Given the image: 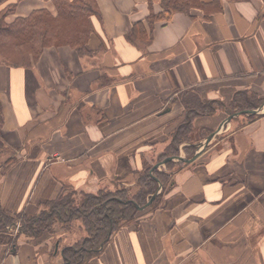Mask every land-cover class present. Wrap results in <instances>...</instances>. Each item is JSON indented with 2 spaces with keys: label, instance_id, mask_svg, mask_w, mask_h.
Wrapping results in <instances>:
<instances>
[{
  "label": "crops",
  "instance_id": "obj_1",
  "mask_svg": "<svg viewBox=\"0 0 264 264\" xmlns=\"http://www.w3.org/2000/svg\"><path fill=\"white\" fill-rule=\"evenodd\" d=\"M97 2L91 56L49 47L30 68L0 65V207L8 213H38L63 185L93 193L132 176L184 119L182 92L223 103L238 91L264 98V0H220L209 19L198 9L193 18L176 13L156 24L148 45L127 35L150 14V0ZM151 3L161 10L160 0ZM40 9L57 13L52 0H22L7 22ZM228 117L220 110L194 125L216 131ZM239 119L88 264H264V113L236 128ZM17 245L0 244V264H63L48 243L21 237Z\"/></svg>",
  "mask_w": 264,
  "mask_h": 264
},
{
  "label": "trees",
  "instance_id": "obj_2",
  "mask_svg": "<svg viewBox=\"0 0 264 264\" xmlns=\"http://www.w3.org/2000/svg\"><path fill=\"white\" fill-rule=\"evenodd\" d=\"M20 1L0 0V65L30 68L37 64L44 50L49 47L70 46L79 57L93 54L88 42L93 33L90 18H101L97 0H52L56 14L40 9L27 17L7 22V17L16 12ZM150 5V14L134 23L127 35L128 41L150 44L156 24L169 21L176 13H185L193 18V10L198 9L209 19L223 9L220 0H160L161 10L158 12L154 11L151 0ZM181 95L185 108L184 119L171 131L170 142L158 158L152 159L151 163L144 160L142 168L133 172L137 178L134 188H100L97 192L88 193L63 185L59 195L43 204L36 214H11L0 207V244L11 245L12 251L16 252L21 236L33 242L46 234L56 235L57 229H61L65 231L64 235L72 233L75 239L63 244L64 238L59 236L53 242L52 256H60L63 264H88L102 253L118 231L137 223L144 210L157 208L164 194L175 185L174 167L179 169L185 162L169 160L166 162V171L159 167L154 169L155 165L168 158L180 157L182 145L190 147L187 152L190 157L187 159H191L195 155L194 145L217 131H196V118L211 116L220 110L228 115L254 110L264 101L257 93L249 91H238L228 103L203 100L196 91H185ZM258 116L240 114L232 120L235 122L243 117L250 121ZM160 187L161 192L148 205ZM18 223L19 233L14 239L8 238L12 236L10 228H15Z\"/></svg>",
  "mask_w": 264,
  "mask_h": 264
},
{
  "label": "rangeland",
  "instance_id": "obj_3",
  "mask_svg": "<svg viewBox=\"0 0 264 264\" xmlns=\"http://www.w3.org/2000/svg\"><path fill=\"white\" fill-rule=\"evenodd\" d=\"M255 110H258V114L257 115H259V114H261V113H264V101H263V103L261 104V105H259L258 106V108H256ZM234 114H236V113H234ZM234 114H232V115H234ZM248 115V114H247ZM256 115V114H255ZM229 116H231V115H229ZM247 120H245L243 117L241 118V119H239V122L238 123H236L235 125H234V127H236V128H238V125H240L241 123H243V122H246ZM170 138V137H169ZM170 141H168V143H169ZM205 142V139H202L200 142H198V144H196V145H194V146H196V150H195V154L197 153V151L199 150V145L200 144H202V143H204ZM168 143L166 144V145H164V146H161V147H159V151H158V153H156V154H154L153 155V157H154V159L153 160H156L157 158H158V156H159V154L162 152V151H164L165 150V148L167 147V145H168ZM188 150H190V147L188 146V147H185V145H182L181 146V156L182 157H184V158H189L190 156H188V154H187V152H188ZM161 151V152H160ZM152 159H150V160H147L148 162H150L151 163V161H153ZM176 161H178V160H175V162ZM183 167V166H182ZM181 167V168H182ZM159 169L160 170H168L167 169V167H166V164H164V165H161L160 167H159ZM178 168L177 167H174V170L173 171H178L177 170ZM174 172V173H175ZM174 176V175H173ZM173 179H174V177H173ZM116 181H115V183H114V185L113 184H111V182H105L103 185H102V187L101 188H107V189H110V190H115L116 188H119V187H124V188H130V189H132V188H134L135 186H136V180H137V178H136V176H134V175H132V176H130V177H128V178H126V179H115ZM20 223V222H19ZM19 223L17 224V226L15 227V228H10V230H12L11 231V235L12 236H7L8 238H11V239H14L15 238V236L17 235V233H19V228H20V226H19ZM57 234L56 235H53V236H50V235H48V236H46V238H44L43 239V237H41L37 242H41V243H48L49 245H50V250H49V253H50V255H52V253H51V251H52V246H53V242L55 241V239H57V238H59V236H63V244H67V243H71V240L70 239H73V241H74V237H72V233H70L69 235H64V233H65V231H63V230H61V229H57V232H56ZM21 237H23V238H26L25 236H21ZM20 237V238H21ZM29 241V240H28ZM30 242V241H29ZM33 242H36V241H33Z\"/></svg>",
  "mask_w": 264,
  "mask_h": 264
},
{
  "label": "water",
  "instance_id": "obj_4",
  "mask_svg": "<svg viewBox=\"0 0 264 264\" xmlns=\"http://www.w3.org/2000/svg\"><path fill=\"white\" fill-rule=\"evenodd\" d=\"M240 114H248V115H252V114H258V110H246V111H241V112H238L234 115H231L227 118L226 121H224V123L217 129L216 132L212 133L211 135H209L206 139H205V142L200 144L199 145V150L197 151V153L191 158V159H186L182 156L178 157V158H168L166 159L165 161L161 162V163H158L157 165H155L154 169L155 168H158L160 167L161 165H164L166 164V162H168L169 160H179V161H183L185 163H190V162H193L194 160H196L207 148V146L209 145V143L211 142L212 138L220 133L223 129H225L226 125L236 116H239ZM161 192V187L159 189V191L154 194L151 198V200L149 201L148 205L152 204L153 200L156 198V196Z\"/></svg>",
  "mask_w": 264,
  "mask_h": 264
}]
</instances>
